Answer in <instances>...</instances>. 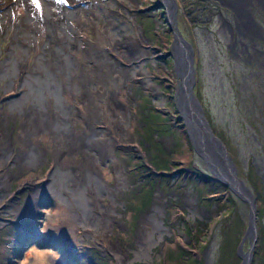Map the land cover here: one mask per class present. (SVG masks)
<instances>
[{
    "label": "rangeland",
    "instance_id": "rangeland-1",
    "mask_svg": "<svg viewBox=\"0 0 264 264\" xmlns=\"http://www.w3.org/2000/svg\"><path fill=\"white\" fill-rule=\"evenodd\" d=\"M138 2L140 5L135 9L119 0H100L98 3L104 7V11L99 10L98 13L102 16L98 19L99 24L101 21L109 23L108 17L103 13L109 10L119 12L129 20L130 31H120L121 26L116 29V44L125 43L127 35H132L131 32L136 36V26L140 28L153 51L152 58L145 56L141 66L158 91V95L153 94L149 87L132 75L122 81L123 86L117 88L120 102L127 107L131 115L130 119L125 117L126 121L129 120L125 132H130L137 147L124 148L126 142L121 140L117 132L107 160L96 163V175L102 178L104 184L103 196L95 195L89 189L85 190L83 167L87 165L86 157L91 152L80 142L77 146L65 150L63 154L64 167H74L78 170H64L63 177L68 180V184L59 181L54 159V130L52 127L48 131L42 127L27 130V123L33 124L28 121L27 113H24L32 105L31 97L24 95L27 87L21 86L20 94L16 89L6 92L4 80L0 79V264H124L111 249L110 244L116 242L127 254V264H178L176 259L166 257V252L173 250L184 251L192 261L201 258L198 264H228L230 259L225 258L223 254L232 240L223 243L227 233L232 239H241L233 247L234 252L243 256L251 251L253 238L249 234L246 235L250 218L248 201L237 197L230 190L229 192V188L210 173L194 153L187 132L175 112L173 97L177 74L171 48L174 31L167 23L166 10L161 0ZM12 6L17 17L26 14L23 6ZM124 8L135 13L134 22L130 20ZM51 9L56 11L55 7ZM78 12L82 23L79 28L80 36L85 35L86 40L106 47L103 42L96 40L86 11L80 7ZM181 12L179 7L178 28L186 40L191 41L187 36H194L196 46H193L199 50L198 58L197 55L194 58L197 70L194 87L196 95L201 97L202 106L216 128L217 135H223L227 140V149L236 163L237 175L254 196L255 222L263 229L256 226L253 258L255 249H258L260 255L264 254V198H258V192L252 189L245 177L249 178L248 175H253L254 172L261 177L260 181L264 182V67L230 60L228 54L222 53L223 42L220 36L213 34V29L212 34H207L201 32L196 24L191 33L190 26ZM70 21L73 26H77L76 20ZM12 32L13 28L10 27L6 36L0 35V63L7 57L6 48L10 44ZM185 39L183 40L186 41ZM40 40L36 39L35 47L32 41L29 51L23 54L24 62L29 60L32 64H26L27 67L36 64V57L41 52L38 49ZM71 54L76 56V61L82 63V58L79 60L81 49L75 47ZM57 75L62 81L65 80L63 74ZM15 92L17 97L24 101L22 112L10 107V96ZM75 95L63 93V97L71 106L86 109L87 106L80 103L79 96ZM45 99L46 105L53 109L49 95L46 94ZM39 112L45 114L44 111ZM165 115H168L167 120ZM161 117L166 123L170 122L172 132H161L154 126V122L162 123ZM87 119L93 127L100 126L90 115H87ZM36 121L38 123L37 118ZM88 123L72 113L70 125H65L67 138L70 139L73 133L78 134L84 130L89 134L91 131L88 129ZM146 125L148 129L150 125L153 127L151 138L145 134ZM23 128L24 134L30 135L29 141H25L20 135ZM162 129L165 130L163 125ZM157 143L169 155L166 172H158L149 163V154L161 157ZM31 144L37 151L36 161L20 163L17 160L19 154L22 151H31ZM8 153L9 157H1ZM115 161H119L125 170V181L120 183L115 172ZM251 166L255 167L254 171ZM51 170L57 174L53 172L51 176ZM5 174L10 177L8 182L2 178ZM70 184H74L79 192L85 190L93 207H97L92 210L93 213L103 210L110 218L103 221L107 231L104 239H95L93 228L77 224L73 217L60 220L56 210L64 203V196L66 200H72L68 191ZM91 187L95 192V186ZM35 190H39L41 194L34 196ZM157 195L159 199H156ZM190 196H194V199L189 200ZM154 205L159 207L160 211L153 208ZM35 209L37 213L33 216L29 211ZM151 214L161 221L162 229L153 230L155 243L149 245V242L144 240L141 245L139 239L147 236L145 227H149L151 221L147 218L142 225L141 220L144 215ZM101 228L102 224H99L98 229ZM69 229L76 230L77 233V237L72 240L60 234ZM238 264H241V259Z\"/></svg>",
    "mask_w": 264,
    "mask_h": 264
},
{
    "label": "bare ground",
    "instance_id": "bare-ground-1",
    "mask_svg": "<svg viewBox=\"0 0 264 264\" xmlns=\"http://www.w3.org/2000/svg\"><path fill=\"white\" fill-rule=\"evenodd\" d=\"M99 1L0 0V12H2V15H0V35L4 34L6 36L8 28H13L10 44L6 48L7 57L0 63V79L4 80L6 92L16 89L18 93L21 91V86L25 85L27 87L24 95L27 98L31 97L32 105L24 113H27L28 121L33 122V124L27 123L25 126L27 130L37 127H42L46 131L52 127V130H54V135H51L55 142L54 159L57 163L59 181L68 184V180L63 177L64 170L65 172L66 170H78L74 167L73 169L64 167L63 154L65 150L77 146L80 142L85 149L91 152L86 157L87 165L83 167L86 181L85 190L89 189L95 195L103 196L104 184L102 178L96 175V163L107 160L108 154L111 153L110 147L114 146L113 139L118 134L117 132H119L121 140L126 142L123 145L124 148L137 147L130 132L128 134L125 132L126 126L129 125V120L126 121L125 117L130 119L131 115L127 107L120 102L117 88L123 86L122 81L132 75L135 76L137 81L149 87L153 94L158 95V91H156L157 87L148 73L141 66L145 56L148 58L153 56V51L149 48L148 41L143 36L142 31L136 26V36L135 33L131 32L132 35H127L125 43L116 44L115 39L118 35L116 29L121 26L120 31H130L129 20L119 12L109 10L103 12L108 17L109 23L101 21L99 24L98 19L102 17L101 14H98L99 10L104 11V7L98 5ZM119 1L134 9L140 5L138 0ZM12 4L23 6L26 14L17 17L14 14ZM51 7H55L56 11H53ZM80 7L86 11L87 18L93 25L96 40L103 42L106 47L97 46L90 40H86L85 35L80 36L79 28L82 27L78 12ZM124 10L130 20L134 22L135 13L126 8ZM70 20H76L77 26H73ZM38 38L41 39L38 45L41 52L36 57V64L27 67L23 54L29 51L32 41L35 47V41ZM176 38H179L177 33ZM75 47L82 51V63L76 61V56L74 55L75 59L71 54V50ZM178 51L177 49L175 52L174 49L175 56L181 53V51ZM57 74H63L65 80L62 81ZM13 78L16 80L14 81ZM16 92L10 96L12 99L9 101L12 103L10 107H15L22 112L24 101L17 97ZM65 92L74 93L75 96L78 95L79 102L85 104L87 108L71 106L63 97ZM46 94L51 98L53 109L46 105ZM5 99L7 98L5 97ZM40 110L44 111L45 114L40 113ZM72 113L79 118H83L87 123V115H90L100 126L93 127L88 123V129L91 131L89 134L84 130L78 134L73 133L74 135L68 139V131H65V125H70V115ZM24 128L21 130L20 135L25 141H29L30 135L24 134ZM9 143L8 140L7 145ZM30 147L32 148L31 151H22L19 154L17 160L20 163L36 161V148L32 144ZM9 156L10 153L1 155L4 158ZM109 157L112 158L110 155ZM92 160L94 163L91 162ZM115 162V172L120 183L125 181V170L119 161ZM53 172L57 174L56 171L51 170L49 172L51 176ZM2 178L6 180L5 182L10 180L7 174ZM91 186H95V192L91 190ZM85 190L79 192L75 189L74 184H70L68 191L72 200L68 201L64 196V203H61L56 212L60 220L73 217L77 224L83 227L91 226L93 232L96 233L95 239H104L107 231L106 223H103V221L110 218L104 214L103 210L92 212L97 207H93ZM37 194H41V192L35 190L33 195L37 196ZM156 199H159L158 195ZM188 199L193 200L194 196H190ZM153 208L160 211V208L155 205ZM29 212H32L35 216L37 210H30ZM147 218L151 221L149 227H145L147 236L144 237L145 239H139L141 245L144 240L149 242V245L155 243L153 230L162 229L161 221L156 219L153 214L144 215L143 220H141L142 225ZM99 224H102L101 230L98 229ZM60 234L69 240L77 237L76 230L73 229L64 230ZM110 245L112 251L123 260L124 264H127V254L119 247V243L116 242ZM139 254L145 255L146 252H139Z\"/></svg>",
    "mask_w": 264,
    "mask_h": 264
},
{
    "label": "flooded vegetation",
    "instance_id": "flooded-vegetation-1",
    "mask_svg": "<svg viewBox=\"0 0 264 264\" xmlns=\"http://www.w3.org/2000/svg\"><path fill=\"white\" fill-rule=\"evenodd\" d=\"M161 3L163 6L164 3L168 5L172 13L175 11V14L171 13V20H167L169 27L174 31V40L171 42L172 49L177 40L176 33H180L185 39L177 25V14L180 7L181 14H184L183 18L190 26L191 33L192 27L196 24L201 32L207 34H212L213 29L215 31L213 34L220 36V40L223 42V50L220 47L222 53L228 54L230 60L234 59L245 64H257L258 67H264V0H161ZM193 15L196 16L193 17ZM187 37L192 41L185 39L193 50V58L196 55L198 58L199 50L197 47L194 48L196 46L194 45V36L191 34ZM26 64H30V61L27 60ZM167 111L170 112L169 109ZM162 125L164 127V122L161 124L154 122V126L158 130L162 129ZM146 129H148V125ZM153 131V127L150 125V129L145 132L147 137L153 134Z\"/></svg>",
    "mask_w": 264,
    "mask_h": 264
},
{
    "label": "water",
    "instance_id": "water-1",
    "mask_svg": "<svg viewBox=\"0 0 264 264\" xmlns=\"http://www.w3.org/2000/svg\"><path fill=\"white\" fill-rule=\"evenodd\" d=\"M164 8L168 14V20H171L172 10L164 3ZM172 13V14H171ZM178 49L181 53L174 55ZM174 70L177 74L175 84L174 104L178 120H181L191 144L194 153L206 165L221 184L227 186L229 190L237 197L245 199L249 203L250 218L248 222L246 235L253 238L251 251L241 256V264L252 263V249L256 239V222L254 206V196L244 186L243 181L237 175V167L234 163L224 142L214 133L206 117L202 103L195 92L196 74L194 67L193 50L191 46L183 40L179 34L173 46ZM178 51V52H179ZM245 236L243 237V241ZM240 243L238 251L241 249Z\"/></svg>",
    "mask_w": 264,
    "mask_h": 264
},
{
    "label": "trees",
    "instance_id": "trees-1",
    "mask_svg": "<svg viewBox=\"0 0 264 264\" xmlns=\"http://www.w3.org/2000/svg\"><path fill=\"white\" fill-rule=\"evenodd\" d=\"M199 97V96H198ZM199 100H200V102H201V97L199 98ZM202 103V102H201ZM205 111V110H204ZM161 113V112H160ZM161 114H163V113H161ZM160 114V115H161ZM205 114H206V117H207V119H208V121H209V123H210V125H211V128H212V130L214 131V133L217 135V130H216V128L214 127V125L212 124V122L210 121V119L208 118V115H207V113L205 112ZM164 115V114H163ZM163 115H161L162 117H163ZM161 117V119H163ZM164 118H165V120H167L168 119V115H165L164 116ZM153 119H155V118H153ZM162 122H164L165 123V125H164V127H165V130L164 129H161V132H166V133H170V132H172L171 131V124H170V122H165L164 121V119L163 120H161ZM146 127H147V125L145 126V131H147L148 129H146ZM150 133H152V132H150ZM218 133H220V132H218ZM146 134V133H145ZM221 134V133H220ZM152 134H150V138L152 137L151 136ZM222 135V134H221ZM147 136V135H146ZM223 142H224V144L226 145V147L228 146V144H227V140L225 139V137L222 135V136H219V135H217ZM154 140V139H153ZM173 140H174V138H173ZM152 142H154V141H152ZM174 142L176 143V141L174 140ZM158 144V143H157ZM177 144V143H176ZM159 145V144H158ZM151 147V144H149V148ZM149 154V153H148ZM159 155L163 158H161V157H158L157 155H148L149 156V163L159 172V171H165L166 172V170H165V167H167L168 165H169V160H167V157L169 156L168 155V153L159 145ZM153 161L154 160V162H151V161ZM236 164V163H235ZM252 167V166H251ZM251 169H253V171L255 170V167L253 166ZM253 173V175H248V177L249 178H247V177H245L246 178V180L248 181V183L251 185V187H252V189H254L256 192H258V198H260V199H262V198H264V182H262V181H260V176L259 175H255V173L254 172H252ZM251 176H254V178H252ZM259 180H258V179ZM249 179V180H248ZM251 181V182H250ZM208 185V184H207ZM258 188H257V187ZM210 189V188H209ZM228 189V188H227ZM228 191H229V189H228ZM222 192H224V191H222ZM230 192V191H229ZM232 198V196H231V194H230V199ZM262 208H263V210H264V207L262 206ZM262 210V211H263ZM258 211H259V209H258ZM261 212V211H260ZM241 223V222H240ZM258 228H261L260 227V225L258 224V225H256ZM261 229H263V228H261ZM263 234H264V230H263ZM260 235V234H259ZM229 239H231L232 241L230 242V244L228 245V247L226 248V250H225V252H224V257L225 258H228V259H230V261H229V263H231V264H238L239 263V261H240V257H239V255H238V253L235 251L234 252V246H235V244L237 243V241H238V243L240 242V238L239 237H237V238H231L230 237V235L227 233V238L225 239V237H224V240H223V243H228V241L227 240H229ZM264 244V243H263ZM185 254V252L184 251H180V250H173V251H169V252H166V257L168 256L171 260L172 259H176V261L178 262V264H198V262H201V258H199L198 260H195V261H192L193 259H188V255H186L185 254V256L181 259L180 257L182 256V254ZM222 253H223V250H222ZM189 255H190V253H189ZM222 255V256H223ZM264 254H259V252H258V249H255L254 250V252H253V258H252V263L251 264H264V256H263ZM187 259V260H186ZM181 260H186L185 262H181ZM203 261V260H202ZM228 263V264H229ZM136 264H139V263H136Z\"/></svg>",
    "mask_w": 264,
    "mask_h": 264
}]
</instances>
